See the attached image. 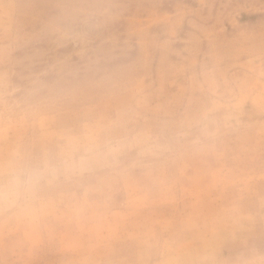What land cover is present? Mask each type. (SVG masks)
<instances>
[{
	"label": "rangeland",
	"instance_id": "obj_1",
	"mask_svg": "<svg viewBox=\"0 0 264 264\" xmlns=\"http://www.w3.org/2000/svg\"><path fill=\"white\" fill-rule=\"evenodd\" d=\"M0 264H264V0H0Z\"/></svg>",
	"mask_w": 264,
	"mask_h": 264
},
{
	"label": "clouds",
	"instance_id": "obj_2",
	"mask_svg": "<svg viewBox=\"0 0 264 264\" xmlns=\"http://www.w3.org/2000/svg\"><path fill=\"white\" fill-rule=\"evenodd\" d=\"M39 179V173L34 170L22 171L14 174L9 178L6 188L0 187V197L8 199L16 198L23 195L27 189L34 185Z\"/></svg>",
	"mask_w": 264,
	"mask_h": 264
}]
</instances>
